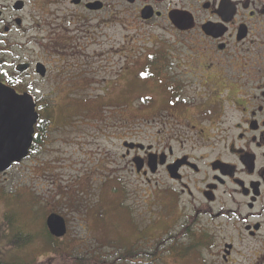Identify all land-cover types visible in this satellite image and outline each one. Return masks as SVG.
<instances>
[{"label":"flooded vegetation","instance_id":"af4514ba","mask_svg":"<svg viewBox=\"0 0 264 264\" xmlns=\"http://www.w3.org/2000/svg\"><path fill=\"white\" fill-rule=\"evenodd\" d=\"M136 14L155 21L147 69L169 84L164 100L151 96L147 110L160 109L145 148L122 154L143 160L137 175L157 224L147 264H206L204 253L264 264V0H0V84L15 94L5 100L23 107L28 95L40 115L28 157L43 136L41 94L64 89L68 65L55 81L50 58L114 43Z\"/></svg>","mask_w":264,"mask_h":264},{"label":"rangeland","instance_id":"374dc122","mask_svg":"<svg viewBox=\"0 0 264 264\" xmlns=\"http://www.w3.org/2000/svg\"><path fill=\"white\" fill-rule=\"evenodd\" d=\"M127 18L126 25H132L114 29L119 39L114 43L81 45L73 52L68 47L67 56L50 58L55 81L57 66L68 65L58 79L64 89L43 90L47 106L36 152L0 175L4 259L147 264V238L155 230L149 223L157 224L147 219V181L137 175L144 165L138 172L135 157V166L122 158L123 138L147 144V122L160 109L147 110L151 96L161 94L164 100L169 84L147 69V33L159 32L155 21L146 26L139 14ZM52 213L65 218V236L48 235L46 219ZM20 232L31 235L23 245L13 241ZM200 255L206 264H224L218 256Z\"/></svg>","mask_w":264,"mask_h":264},{"label":"water","instance_id":"95a60500","mask_svg":"<svg viewBox=\"0 0 264 264\" xmlns=\"http://www.w3.org/2000/svg\"><path fill=\"white\" fill-rule=\"evenodd\" d=\"M152 12L147 15L143 13V18H150ZM0 174L6 173L14 163H19L28 157V152L33 144L34 124L40 119V115L35 111L34 100H28V95H24L25 105L12 104L8 98L15 94L0 84ZM6 88V89H5ZM22 97V96H21ZM128 148L140 147L142 144L124 143ZM138 172L143 167L141 157L134 158ZM46 225L50 234L60 238L67 233V224L63 216L58 213L50 214L46 219Z\"/></svg>","mask_w":264,"mask_h":264},{"label":"trees","instance_id":"16d2710c","mask_svg":"<svg viewBox=\"0 0 264 264\" xmlns=\"http://www.w3.org/2000/svg\"><path fill=\"white\" fill-rule=\"evenodd\" d=\"M49 234H50V232L48 230V235ZM50 236H52V235L50 234ZM30 238H31L30 234L26 235V234H23L22 232H20L19 234L15 235V238L13 241L18 242L19 245H23V244L27 243L30 240ZM0 264H32V263H27L24 261H9V260H6L0 256Z\"/></svg>","mask_w":264,"mask_h":264}]
</instances>
